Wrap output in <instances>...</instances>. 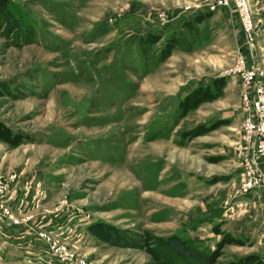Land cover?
Listing matches in <instances>:
<instances>
[{
	"label": "rangeland",
	"instance_id": "obj_1",
	"mask_svg": "<svg viewBox=\"0 0 264 264\" xmlns=\"http://www.w3.org/2000/svg\"><path fill=\"white\" fill-rule=\"evenodd\" d=\"M244 1L248 31L232 0H0V219L56 216L42 264H184L172 237L264 264V132L247 127L264 0Z\"/></svg>",
	"mask_w": 264,
	"mask_h": 264
},
{
	"label": "crops",
	"instance_id": "obj_2",
	"mask_svg": "<svg viewBox=\"0 0 264 264\" xmlns=\"http://www.w3.org/2000/svg\"><path fill=\"white\" fill-rule=\"evenodd\" d=\"M12 193L10 190V194ZM12 198L14 200L9 202V205L16 211L19 217L28 211H33L34 207L31 205L32 203L29 199L23 197L20 200L21 202L16 203L17 196H12ZM39 212L34 215L37 218L32 222L30 221L31 223L26 228L24 226L11 227L5 225L2 222L3 219H0V255L5 259V264H26V260L28 259L33 262L32 264H42L39 253L41 252L40 250L44 249V245L36 237V232L42 230L44 227L47 229L57 227L59 221L56 216L48 217ZM75 238V234L68 233V241Z\"/></svg>",
	"mask_w": 264,
	"mask_h": 264
},
{
	"label": "built area",
	"instance_id": "obj_3",
	"mask_svg": "<svg viewBox=\"0 0 264 264\" xmlns=\"http://www.w3.org/2000/svg\"><path fill=\"white\" fill-rule=\"evenodd\" d=\"M218 5H222V4L218 3ZM232 5L237 7V9L239 11V15L242 18L243 26L246 29V31H248L249 30V22H248L247 15L244 13V12H247L246 11V1H244V0H232ZM247 34H246V36H247ZM259 93L262 96V89L261 88L257 89L256 94L258 95ZM245 98L247 101V96H245ZM254 99H255V97L253 98L252 103H253L254 107H256L258 109L262 99H261V101H260V98L257 100H254ZM250 105H251V101H250ZM247 124H248L247 127L250 129V131L264 132V121L262 119H257L256 121H249ZM254 149H255V145H252V147L250 149L251 159L254 158ZM254 170H258V168H256L255 165H254ZM1 214L4 217H6L12 225H20V221L18 219H16L14 217V215L11 213V211H9L8 209L4 208V210ZM52 249H53V253L56 254V256H58V257L60 255H63L64 259H69V258H70L69 260L73 259V255L65 253L64 248H61L60 246L54 245ZM78 264H85V263L79 261Z\"/></svg>",
	"mask_w": 264,
	"mask_h": 264
},
{
	"label": "trees",
	"instance_id": "obj_4",
	"mask_svg": "<svg viewBox=\"0 0 264 264\" xmlns=\"http://www.w3.org/2000/svg\"><path fill=\"white\" fill-rule=\"evenodd\" d=\"M118 236L121 239L124 238L123 233H118ZM166 243L171 253L184 264H212L210 256L198 253L193 247L186 245L178 238H169ZM123 245L128 246L126 243H123Z\"/></svg>",
	"mask_w": 264,
	"mask_h": 264
}]
</instances>
